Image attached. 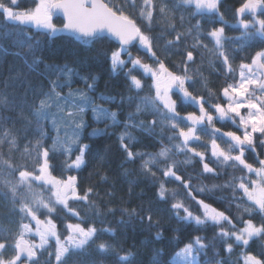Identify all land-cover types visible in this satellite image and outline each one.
<instances>
[{
    "label": "snow or ice",
    "instance_id": "obj_1",
    "mask_svg": "<svg viewBox=\"0 0 264 264\" xmlns=\"http://www.w3.org/2000/svg\"><path fill=\"white\" fill-rule=\"evenodd\" d=\"M223 2L224 0H173L169 7L167 0H159V6L157 0H140L139 5L137 0H121L119 6L113 0H35L31 8L21 9L20 0H0V17L7 22L5 27L17 26L25 41H33V35L29 34L32 29L36 30L35 35L46 38L66 33L84 45L114 40L116 43L110 48L97 49V56L94 58L105 57L114 74L117 71L123 72L128 95H121L120 103H132V93L138 96L146 86L145 77L150 78L149 95L136 105V111L150 110L153 116H162L169 122L173 133L168 138L169 141H179L173 145L175 152L186 155L191 153L185 162L197 160L201 168L199 177H218L219 166H227L241 173L238 178L233 175L226 184L219 186L232 192V203L240 210L233 217L194 195L212 190L203 185L194 188L192 178L179 172L176 162L172 160L173 148L161 144L159 152L155 154L133 149L135 137L127 129L138 126L151 134L158 123L156 119L148 124L143 121L138 125L124 123L125 131L118 136V142L125 161L139 160L141 172L156 178L152 182L158 184V200L165 203L171 201L170 211L178 222L195 225L197 228H216L211 242L205 243L204 237L196 235L174 254L183 264H198L200 254L206 255L209 244L215 247L217 240L223 243L225 253L230 256L234 244L247 249L253 238L264 237V159L259 158L256 153L257 142L264 147V46L247 62L239 64L237 77V70L232 66L233 58L226 48L229 37L225 35L226 28H239L242 30L241 37L233 39H259L264 45V0H239L236 6L225 11L221 10ZM181 7L195 10V23L190 24L187 31L178 30L174 22L176 17L173 13ZM226 12L231 13L234 23L230 24L225 18ZM56 13L63 14L64 23L61 28L53 23ZM160 21L164 22L165 29H160L159 35H154ZM183 25L184 16L181 14L179 27L182 29ZM166 29H171V32ZM166 35H172V39L166 40L163 54L172 50L180 53L183 57L180 65L183 71H170L165 59L156 50L160 36ZM188 36L194 40L191 46H186L185 43ZM205 40L211 43V48ZM25 41L19 42L21 47L25 46ZM40 43L39 40L27 43L29 52L35 55ZM182 48L183 51L180 52ZM198 50L211 52L219 62L225 82L218 96L199 95L190 90L198 82L194 78L195 74L189 71L197 63ZM134 51L137 53L135 56ZM199 55L202 59L203 52L200 51ZM142 57L150 58L151 62H145ZM40 63H43L42 58H36L32 62L33 66ZM44 67L59 75L55 81H49L50 91L39 93L43 98L38 105H34L36 110L32 112V116L35 118L39 139L35 146L29 142L25 147L26 156L31 157V166H14L15 161L11 155L8 159L0 160L6 189H0V195L10 196L12 203L19 205L14 209L15 215L19 216L16 230L7 234L0 231V264H40L44 253L48 256L44 264H78L72 258L86 256L87 248L93 245L102 254L114 251L111 245L103 242L97 244V241L104 233L112 236L115 233L110 228L97 229L94 222L85 221L69 202L75 201L91 207L93 189L81 191L78 176L86 165L85 157L90 151V145L80 142L81 131L88 127L83 113L90 109L97 122L103 118L111 120L112 125H119L121 121L117 119L116 112L95 106V101L85 92L69 91L66 96H61L65 87L71 89L76 78L84 82L88 92H95V76L82 77L67 64L63 67L44 64ZM74 96L80 99H72ZM116 99L115 96L104 94L99 96V100L107 103H115ZM180 105H193L198 111L182 115ZM0 106L7 107L4 99H0ZM52 107L59 110V117L53 118L50 114L48 109ZM10 119L0 116V144L15 148V136L3 127ZM127 119L131 121L132 116L129 115ZM46 121L57 132L51 146L44 143ZM61 122L71 129L65 130L63 136L57 127ZM217 123L222 126H217ZM227 124L234 125L235 130H224L223 125ZM201 126L209 129L210 144L203 146L205 151H199L195 146V142L201 140L198 132ZM103 134L102 131L94 130L91 136ZM222 144L226 147H222ZM249 151L256 153L258 166L249 162L245 155ZM57 159L62 160L59 166L55 163ZM57 171L59 176L53 174ZM73 171L77 175H73ZM17 174L18 178H9L16 177ZM173 182L179 183L183 195L176 191L169 193L167 185ZM34 185L41 191L37 192ZM45 192L49 194L47 198L44 196ZM185 200L194 201L198 206L197 210L193 211ZM58 207L65 214V219L60 220L63 232L58 230V215H54L58 214ZM128 215L130 219L135 217L142 224L147 222L146 226L149 228L159 223L153 220L151 209L145 215H140L133 209ZM256 216L259 218L258 222L254 219ZM70 218H75L76 222H72ZM120 223L125 222L122 220ZM161 239L162 233L158 231L155 240ZM162 256V252H157L152 264H161ZM133 260L131 252L118 255L119 264H133ZM239 260L240 264H264V249L258 254L242 251ZM218 264H223V261Z\"/></svg>",
    "mask_w": 264,
    "mask_h": 264
},
{
    "label": "trees",
    "instance_id": "obj_2",
    "mask_svg": "<svg viewBox=\"0 0 264 264\" xmlns=\"http://www.w3.org/2000/svg\"><path fill=\"white\" fill-rule=\"evenodd\" d=\"M35 0H20L19 7L21 9L31 8ZM169 7L172 6L173 0H167ZM118 6L121 0H113ZM140 0H137L139 5ZM239 3V0H224L221 10L231 9ZM159 6V0H157ZM195 10L178 9L173 15L176 17L175 23L178 30L187 31L190 24H194L196 18L193 16ZM184 16V25L181 29L180 16ZM229 23H234L230 12H226L225 17ZM7 22L0 17V99L6 101L7 107L0 106V116L10 117L11 119L3 125L4 128L9 129L16 138V147L10 148L7 144H0V160L8 159L11 155L12 160L15 161L14 166L27 165L31 166V157L25 154L26 145L31 142L35 146L39 136L37 135L38 128L32 112L36 109L34 105H38L40 99L43 98L39 93H47L50 91L49 81H55L59 73L54 70H46L44 64L63 67L65 64L69 65L75 71L80 73L82 77L95 76L96 90L95 92H88L85 84L79 78H76L71 85V89L65 87L61 95H67L69 91H87L90 97L95 101V106L107 108L110 112L117 113V119L121 121L119 125H112L111 120H101L99 122L89 118V125L81 139V143L90 145V151L86 154V165L79 173V184L81 191L88 188L93 189V194L90 199L91 207H88L79 202L70 201V206L75 208L85 221H92L95 223L97 229L110 228L115 236L108 233L102 234L97 244L103 242L112 246L114 251L106 254L97 252L96 245L87 248L86 256L73 257V261L78 264H119L118 255H124L131 252L134 260L133 264H152V260L157 252H162L160 257L161 264H174L175 253L179 251L186 243L190 242L196 235L204 237L205 243L213 240L216 233V228L213 226H205L197 228L195 225L184 224L178 222L170 211V200L168 203L159 201L156 192L158 184H153V179L150 175H144L139 167L140 161L126 162L125 155L120 149L118 136L125 131L124 123L139 124L143 121L145 124L151 122L152 119L158 121L152 133L142 130L140 127H129L128 132L135 137L132 142V147L135 151L155 154L159 152L161 144L165 147L173 148V145L179 143L178 140L169 141L172 136V131L169 127V122L162 116H153L151 111L137 112L136 105L149 95L150 78L145 77V88L137 96L132 93L134 100L132 103H120L121 95H128L127 85L124 74L117 71L115 74L111 71L108 61L101 56L98 59L97 49H108L112 44L111 40H105L103 43H96L94 45H84L69 37L66 33L54 38H46L42 35H35L36 30L32 29L30 35H33V41H25V37L20 33L19 28L14 25H8ZM63 20L54 16V24L61 28ZM23 27V26H20ZM157 31L154 35H159L160 29H165L163 21L157 23ZM171 32V29H166ZM242 30L239 28H226L225 35L229 37L226 41V48L229 51L232 59V66L237 70V77L239 73V64L247 62L248 59L260 49L261 41L255 39L247 41L245 39L235 40V37H241ZM167 39H172V35L160 36L156 45L158 54H161L165 59L166 66L170 71L180 72L183 68L180 67L183 59L182 55L176 50H172L168 54H163V47ZM39 40L40 48L36 50L35 55L29 52L27 43H34ZM21 41H25V46L21 47ZM205 43H209L207 40ZM186 46H191L194 40L191 36L186 37ZM243 45V47H242ZM212 45L209 43V48ZM183 51V48L180 52ZM203 52V56L199 52ZM19 53V55H17ZM133 55H137L134 51ZM42 58L43 63L34 65L33 60ZM145 62H151L150 58L142 57ZM195 74L194 92L199 95L218 96L220 89L224 84V78L221 75V68L219 62L211 52L207 50H198L197 63L189 70ZM47 77V78H46ZM60 82H63L62 80ZM89 82H91L89 80ZM104 94L106 96H115V103H107L99 100V96ZM211 103V101H209ZM181 114L185 112L198 111L193 105H180ZM129 115L132 120L128 121ZM186 123V122H184ZM217 126H222L217 123ZM224 130H235L234 125H223ZM102 131L103 135L92 137L93 131ZM44 132L46 139L44 143L51 146L54 134L48 122L44 123ZM201 135V140L195 142V146L199 151H205L204 145L210 144L208 136L209 129L206 126L198 128ZM222 147L226 145L222 144ZM172 160L177 164L180 173L185 177L192 178L194 188H199L201 185L211 189L207 193H194L197 198L205 199L206 202L217 207L219 210H224L226 213L235 217L239 211L235 204L232 203V192L228 188L219 187L226 184L235 175L237 178L241 175L236 169L219 166L220 175L214 178L199 177L201 171L197 160L191 163H186L191 153H176L173 148ZM256 153L259 158L264 159V147H261L257 142ZM256 153L246 152L249 162L258 166L256 161ZM59 157V153H57ZM11 162V161H10ZM59 166L62 163L61 159L55 161ZM54 175L59 176V171L54 172ZM73 175H77L75 171ZM159 177V173H157ZM11 179L18 178L9 177ZM5 175L0 169V189H4L3 181ZM216 185L217 187H213ZM37 192L40 188L34 185ZM169 193L176 191L183 195V189L178 182L169 183L167 185ZM49 194L44 193L45 198ZM192 206L193 211H196L198 206L194 201L185 200ZM231 204V207H230ZM19 205H14L11 197H4L0 195V231L7 234L16 230V225L19 222V216L15 215L14 209ZM135 209L140 215L147 214V210H152L153 220L159 221L153 227H147V222L140 223L135 217L129 218L128 213ZM58 230L63 232V226L60 220L65 219V214L58 207ZM44 218L43 216L41 217ZM72 222H76L75 218H70ZM258 222V216L254 217ZM124 224H121V221ZM239 226V225H238ZM162 233L160 241L155 240L157 232ZM29 239H33L29 237ZM38 241V238H35ZM54 243V242H53ZM264 249V237L253 238L247 249L243 246L235 245L233 253L229 256L224 251V245L219 240L215 241V247L209 246L206 249V255H201V260L204 264H218L223 261V264H240L239 256L242 251H249L253 254H258ZM47 253H44L40 258V264H44L47 260ZM71 264V262H70Z\"/></svg>",
    "mask_w": 264,
    "mask_h": 264
},
{
    "label": "rangeland",
    "instance_id": "obj_3",
    "mask_svg": "<svg viewBox=\"0 0 264 264\" xmlns=\"http://www.w3.org/2000/svg\"><path fill=\"white\" fill-rule=\"evenodd\" d=\"M53 23H54V16H53ZM71 92H73V93H76V92H85L88 96H90L89 93H88L87 91H72V90H71ZM68 93H69V92H68ZM68 93H67V94H68ZM61 96H64V95H61ZM65 96H66V95H65ZM72 99L79 100L80 97H78V96H74V97H72ZM61 103L63 104V101H61ZM72 110L75 111V109H72ZM48 111H49L50 114L53 116V118L59 117V116L61 115V113L59 112V110H58L57 108H55V107L49 108ZM89 118H91L92 120H94V119H93V113H92V111H91L90 109L86 110V111L83 113V119H84V121L87 123V125H89ZM65 119H68V118L65 117ZM101 120H103V118H101ZM101 120H100V121H101ZM94 121H96V120H94ZM46 122H48V121H46ZM48 123H49V125H50V128H51L53 134H54V137L56 138V135H57L56 130L52 129V127H51V123H50V122H48ZM57 127L60 129V135H61V136H63L65 130H67V131H71V129H70V128H67V126H66L65 124H63L62 122H61V123H58ZM86 128H87V127H86ZM86 128H84V129L81 131V139H82V137H83V135H84V133H85ZM200 258H201V255L198 257V264H204L203 261H202ZM174 264H183V262H182L178 257H175V258H174Z\"/></svg>",
    "mask_w": 264,
    "mask_h": 264
},
{
    "label": "water",
    "instance_id": "obj_4",
    "mask_svg": "<svg viewBox=\"0 0 264 264\" xmlns=\"http://www.w3.org/2000/svg\"><path fill=\"white\" fill-rule=\"evenodd\" d=\"M55 15L58 16L59 18H61L64 21V17H63V14L62 13H56ZM111 41H113L114 43H116L114 40H111Z\"/></svg>",
    "mask_w": 264,
    "mask_h": 264
}]
</instances>
